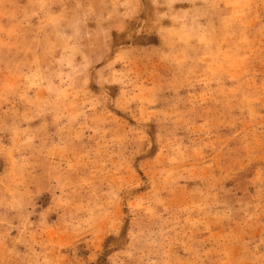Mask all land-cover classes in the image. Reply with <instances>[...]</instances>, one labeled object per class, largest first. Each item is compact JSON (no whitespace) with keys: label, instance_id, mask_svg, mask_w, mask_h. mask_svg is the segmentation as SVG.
<instances>
[{"label":"rangeland","instance_id":"rangeland-1","mask_svg":"<svg viewBox=\"0 0 264 264\" xmlns=\"http://www.w3.org/2000/svg\"><path fill=\"white\" fill-rule=\"evenodd\" d=\"M0 264H264V0H0Z\"/></svg>","mask_w":264,"mask_h":264}]
</instances>
